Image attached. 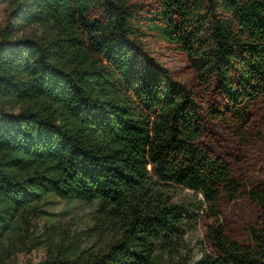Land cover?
<instances>
[{
  "label": "trees",
  "instance_id": "trees-1",
  "mask_svg": "<svg viewBox=\"0 0 264 264\" xmlns=\"http://www.w3.org/2000/svg\"><path fill=\"white\" fill-rule=\"evenodd\" d=\"M0 25V264L49 196L96 203L97 247L47 237L28 264H164L201 196L199 258L264 264V0H10ZM177 57L169 67L160 54ZM250 154V155H249ZM256 216L240 240L227 208ZM101 234L98 233V236ZM95 243V241L93 242ZM92 243V244H93Z\"/></svg>",
  "mask_w": 264,
  "mask_h": 264
},
{
  "label": "rangeland",
  "instance_id": "rangeland-1",
  "mask_svg": "<svg viewBox=\"0 0 264 264\" xmlns=\"http://www.w3.org/2000/svg\"><path fill=\"white\" fill-rule=\"evenodd\" d=\"M10 0H0V25L8 18ZM160 58L172 69L180 67V60L174 55L160 54ZM251 161L255 164L251 174L264 178V139L256 142L251 149ZM250 155V154H249ZM172 200L186 209L189 221L180 237L164 249V264H183L192 262L202 254V239L205 237L208 222L203 217L201 196L188 188L179 186L163 187ZM230 217L229 228L236 238L247 236L245 226L256 216L254 206L245 195L230 203L227 208ZM96 203L67 201L60 197L49 196L39 203L38 210L29 217V223L9 236L8 244H16L11 258L12 264L36 263L47 255L46 240L54 236L57 241L67 244L76 240L80 245L97 247L104 237L109 236V224L103 223ZM98 233L101 235L98 236ZM95 241V243H93ZM93 243V244H92Z\"/></svg>",
  "mask_w": 264,
  "mask_h": 264
}]
</instances>
